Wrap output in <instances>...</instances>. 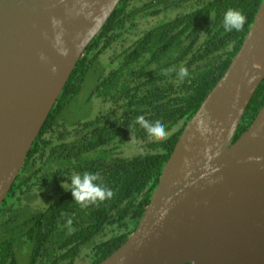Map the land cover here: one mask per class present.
I'll use <instances>...</instances> for the list:
<instances>
[{
    "label": "trees",
    "instance_id": "16d2710c",
    "mask_svg": "<svg viewBox=\"0 0 264 264\" xmlns=\"http://www.w3.org/2000/svg\"><path fill=\"white\" fill-rule=\"evenodd\" d=\"M263 0H121L70 75L0 207V264H100L136 230L187 123L228 69ZM241 10L242 31L224 13ZM189 77L178 79L180 66ZM164 69H174L163 75ZM107 108L69 125L64 117L91 72ZM264 106V80L232 143ZM160 120L167 139H150L136 117ZM132 133V134H131ZM133 136V138H132ZM99 173L114 196L82 208L69 177ZM46 200L35 206L37 196ZM72 219L69 231L67 220Z\"/></svg>",
    "mask_w": 264,
    "mask_h": 264
},
{
    "label": "water",
    "instance_id": "95a60500",
    "mask_svg": "<svg viewBox=\"0 0 264 264\" xmlns=\"http://www.w3.org/2000/svg\"><path fill=\"white\" fill-rule=\"evenodd\" d=\"M120 1L0 0V207ZM263 80L264 0L180 135L136 230L100 264H264V106L232 143Z\"/></svg>",
    "mask_w": 264,
    "mask_h": 264
},
{
    "label": "clouds",
    "instance_id": "9594fccd",
    "mask_svg": "<svg viewBox=\"0 0 264 264\" xmlns=\"http://www.w3.org/2000/svg\"><path fill=\"white\" fill-rule=\"evenodd\" d=\"M247 22L246 15L239 9L228 8L224 13L223 17V28L226 32H231L233 30L239 32L244 28L245 23ZM60 22L53 18V25L57 26ZM57 42L60 41V36L56 37ZM61 55L67 56L68 52L66 49H60ZM43 58V57H42ZM259 67V65H255ZM57 69L53 67L52 71L55 72ZM174 69H164L162 71L163 75H169ZM189 69L185 66H180L178 72V79L183 81L184 78L189 77ZM136 123L142 127L150 139L156 141H163L167 139V131L165 125L162 121H149L146 120L143 115L136 117ZM132 134V133H131ZM133 138V136H132ZM70 187H65V182L61 183V187L72 193L74 197V202L82 208H86L92 204H97L105 200H109L114 196V192L111 188L107 187L103 178L99 173H93L92 171H85L82 174H73L69 177ZM72 219L67 220V226L69 231L72 230ZM191 264H195L194 261Z\"/></svg>",
    "mask_w": 264,
    "mask_h": 264
},
{
    "label": "rangeland",
    "instance_id": "374dc122",
    "mask_svg": "<svg viewBox=\"0 0 264 264\" xmlns=\"http://www.w3.org/2000/svg\"><path fill=\"white\" fill-rule=\"evenodd\" d=\"M99 75V70L91 72L85 79L80 92L68 105L64 119L69 125L79 120L93 118L107 108V103H105L101 97L94 96V89L97 85ZM44 203H46V200L43 196L38 195L34 200L35 206H42ZM19 260L20 264H27L28 257H26V253H23Z\"/></svg>",
    "mask_w": 264,
    "mask_h": 264
}]
</instances>
